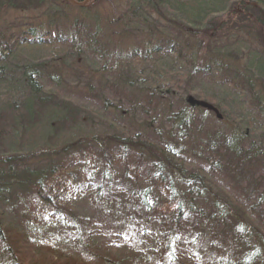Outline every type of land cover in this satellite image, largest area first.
<instances>
[{
    "label": "trees",
    "instance_id": "trees-1",
    "mask_svg": "<svg viewBox=\"0 0 264 264\" xmlns=\"http://www.w3.org/2000/svg\"><path fill=\"white\" fill-rule=\"evenodd\" d=\"M125 5L103 26L65 0H0L1 124L19 113L0 129V203L21 215L20 225L0 215V264H87L42 236L62 226L80 238L96 224L73 209L84 186L114 214L126 249L140 228L153 227L159 264H189L175 253L167 263L179 246L205 264H264V0ZM12 10L26 17L12 23L4 18ZM15 52L26 55L8 70ZM87 58L86 78L65 81ZM204 83L234 91L246 115L219 119L195 96L205 95ZM80 115L106 121L110 132L19 150L27 127L31 136L59 133ZM228 178L240 190L233 199L216 189Z\"/></svg>",
    "mask_w": 264,
    "mask_h": 264
},
{
    "label": "rangeland",
    "instance_id": "rangeland-1",
    "mask_svg": "<svg viewBox=\"0 0 264 264\" xmlns=\"http://www.w3.org/2000/svg\"><path fill=\"white\" fill-rule=\"evenodd\" d=\"M125 4H126V0H88L86 1L85 5L82 8L85 7L87 9L88 18H90L91 21L92 19H94V16H97L100 20L99 21L100 24L104 26V24L108 21H111V19H113L114 16L116 18V17H120L123 14L122 9L125 8L126 6ZM161 11H163L162 12L163 14L166 13L165 10L162 8ZM6 15L7 16H5L4 18L7 19L8 21H12V23L16 21H21L24 17H26L25 13L17 14L14 13L13 10L8 11ZM111 25L113 31H116V25L115 24H111ZM196 36H202V35L197 34ZM113 38L116 39V37ZM125 40L127 41V39ZM247 40L252 41L254 46L257 45V43H255L253 40L249 39L248 37ZM257 47L258 50H260L261 47L260 46ZM72 52L76 53V51H72ZM38 53L39 55H52L53 51L48 53L42 49H39ZM13 54L16 55L8 62L9 64H11L10 66L8 65L7 67L8 70L11 69L13 66H15L16 63H18V61L22 62L21 61L23 58L22 55H26L24 52L23 53L15 52ZM54 54H55L54 56L59 57L58 56L59 53L54 51ZM84 58L86 57L84 56ZM91 58H87L86 60H84V63L80 62L82 63L81 65L84 68H82L81 65H78L75 67V69L72 70L70 69V71H68V75H71L72 77L71 79L70 78L65 79V81L68 80L70 83H72L74 78L81 75H82L81 78L85 79L88 74L86 72L88 71V67H89L88 63H90ZM25 60L27 59H24L23 61ZM57 65L60 66L61 68L64 67L61 61L58 62ZM14 70H15L14 79L18 82V80L20 81L21 79V74L19 73V69L17 71L16 69ZM52 72L56 74V71L52 70ZM120 86L122 87L121 84ZM67 89L69 88H66V91ZM203 90L205 95L202 96L195 95V96L201 99L202 101H208L207 103L210 105L213 104L211 109L214 113L213 112L212 113L218 114L219 119L221 120L226 119L227 121L232 122L234 116L238 118V116L246 115L247 108L244 107L240 101H237L240 97L239 95L236 96L234 94V91L231 92L227 90V88L223 89L219 85L210 84V83H204ZM115 92L116 91L109 90L108 94H110V96H113L112 94H115ZM206 95L213 96L215 100L213 102H209V100L206 99ZM18 115L19 113L14 116H11V114H9L8 119L3 122L6 128L3 124H1V120H0V125L4 126L3 128L0 127V129L6 130L12 124L10 122H13L15 116L17 117ZM230 115H232L233 117H231ZM245 121L246 119L243 120V122ZM125 122H128V120H125ZM24 123H26L27 126L29 125L27 120H25ZM257 123H262L263 124L262 127H264L263 119H257ZM60 124L61 123H59V125ZM131 124L135 130L141 131L138 124L134 125L132 122ZM53 125H55V123L51 124V126ZM257 126H261V124H257ZM110 128H111L110 125L106 121H100L97 117H93L92 120L90 119L87 120L85 117L81 118L80 115V117L75 121L67 120L66 123H64L62 127L59 129V131L60 130L61 131L59 133L57 132L58 134L54 133L55 130H52V128L46 127V129L43 131L40 130V128L39 130L37 129L38 131L37 130L35 131V135L31 136L29 132L32 129L31 127H27V130L25 129L27 136L30 135L29 137H32V140L29 139L27 136L26 137L23 136L22 138H19L17 142L19 144L18 146L20 147L19 148L20 151L23 150L30 151L32 149L35 150L45 147L47 145H51L59 148L67 140H73L78 136L99 134V133L103 134L107 132L109 133ZM32 142L33 145H35V147L33 146L29 147L30 146L29 144ZM2 150H6L5 146L2 147L0 146V151ZM34 166H36V164H34ZM216 184H217L216 189H218V194L220 195V197H222V195L224 194L223 190H225L226 195L230 196L232 199L234 195L240 194L239 187L237 186L234 187L231 178L222 179V181H219ZM84 187L85 189L76 197L73 209L75 213L81 217H88L94 219L96 221V224L95 225L92 224L88 228L89 232L81 236L80 238L76 236L74 230L71 229L65 230L62 229V226H59L55 229H46V232H44L42 236H47V237L56 236L57 239L59 240L60 248L64 251V253L70 254L76 258H80L84 260L83 262L87 264H156L155 260L157 262L158 260L157 258H155V254L153 255L154 247L153 245H151L152 242L151 236H152V232L154 231L153 227L148 226L147 228H145V230H142L140 228L138 232L134 233V235L132 236L133 246H131V249H126L123 240H121L122 238L121 230L116 229L114 227L116 223L114 216H112L114 214L106 216V213H109L108 207L100 202H98L97 204H93L90 201L91 199L88 197L86 192V190H89V187L86 186ZM237 206L239 207L238 210L240 212H245L246 208L243 205H237ZM7 209L8 208L6 207V205L0 203V215L4 216L5 220L14 219L13 220L14 222L21 217L19 211L11 212L13 210L8 211ZM13 216H16L17 218ZM253 216L258 218L259 213L255 211L253 212ZM14 223L16 225L19 224V222H14ZM170 253L173 254L175 253L174 254L175 257H177L181 261L184 262L189 261V264H195V262L196 264H205L204 261L200 260L197 257H193V255H190L189 250L186 248L184 249V247L182 246L177 247L176 252L175 251L172 252L170 249H168V252L166 254L167 263H168V259L170 258L169 257ZM22 258L25 259V261L28 259L24 255ZM157 264H159V262Z\"/></svg>",
    "mask_w": 264,
    "mask_h": 264
},
{
    "label": "water",
    "instance_id": "water-1",
    "mask_svg": "<svg viewBox=\"0 0 264 264\" xmlns=\"http://www.w3.org/2000/svg\"><path fill=\"white\" fill-rule=\"evenodd\" d=\"M67 3L73 6L83 7L88 0H83L82 2H78L76 0H65Z\"/></svg>",
    "mask_w": 264,
    "mask_h": 264
}]
</instances>
